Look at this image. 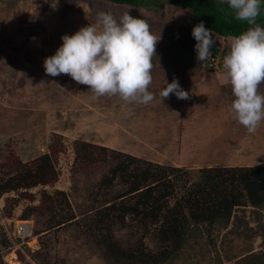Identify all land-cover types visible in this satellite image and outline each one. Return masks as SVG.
<instances>
[{
  "label": "rangeland",
  "instance_id": "1",
  "mask_svg": "<svg viewBox=\"0 0 264 264\" xmlns=\"http://www.w3.org/2000/svg\"><path fill=\"white\" fill-rule=\"evenodd\" d=\"M54 2L0 0V162L4 156L15 155L22 162L30 163L44 153H51L57 172L54 183L28 189L34 194L32 202L20 198L12 207V199L19 198L22 190L0 196V264H109L97 244L98 233L93 231V220L97 219L96 212L102 206L119 202L120 198L113 201L111 198L128 185L127 176L124 179L120 175L111 187L99 184L110 167L117 163L111 150L179 168L170 175L171 181H166L173 192L169 197L172 204L198 177L201 168L263 163L264 124L256 133L249 134L229 112L234 97L230 84L223 80L222 61L230 51L232 36L223 37L212 32L215 42L225 53L210 67H202L196 77H189L191 73L185 69H179L174 75L169 72L163 50L166 36L171 28L178 36L176 27L190 20L188 8L171 5L166 0L163 9L158 10L115 4L110 0H57L53 6ZM99 11L111 12L117 19L129 12L133 17L146 20L153 34H161L151 73L153 82L149 90L156 97L151 104L129 103L118 96L97 99L88 86L76 83L70 76L53 77L45 73L44 59L55 54L63 43L62 36L72 35L81 27L95 23ZM177 74L180 87L191 98L178 119L171 122L176 129L180 125V132L178 129L173 137L162 136L161 129L165 128L167 133L169 129L160 125L157 115L164 104L159 93ZM261 90L264 91V85ZM175 97V94L170 95L167 102ZM196 98L203 99L200 105ZM184 102L181 101L182 105ZM179 103V100L174 103L176 108ZM218 114L224 125L219 126L222 131L215 137L213 133L197 147L192 145V137L188 142L184 140L183 130L188 134L198 131L193 125L197 119L204 120L209 115L218 119ZM79 141L107 149L95 153L91 159H83L76 152ZM42 189L51 195L55 190H62L69 202L68 205L62 195L56 194L60 206L51 215L63 216L71 212L75 217L60 227H48L50 212H35L28 219L33 223L37 246L34 238H28L30 243L22 246L16 239L17 222L27 220L20 215L26 206L41 204ZM245 210L246 218H250L249 207ZM241 212L235 209L236 214ZM250 222L251 225L255 223L252 219ZM231 223L232 220L229 226ZM226 230L214 229L210 235L204 232L197 242L190 238L189 244L167 264H242L239 259L245 254L264 252L261 237L248 240L227 234ZM112 231L126 248L157 251L162 245L153 227L145 228L129 215L124 224H116Z\"/></svg>",
  "mask_w": 264,
  "mask_h": 264
},
{
  "label": "trees",
  "instance_id": "2",
  "mask_svg": "<svg viewBox=\"0 0 264 264\" xmlns=\"http://www.w3.org/2000/svg\"><path fill=\"white\" fill-rule=\"evenodd\" d=\"M110 1L156 10L163 9L165 4V0ZM166 1L190 10L189 22L176 27L178 36H175L172 28L166 36L163 50L165 62L171 69H185L195 75L202 67H210L209 63L224 55L225 50L215 42L206 61L196 60L197 42L192 35L195 25L203 22L205 28L223 37L237 36L250 27L246 21L235 19L228 5L220 4L219 0ZM257 23L264 27V0ZM106 149L90 142L76 143L77 156L83 159H91L95 153ZM111 152L117 163L102 177L100 186L111 187L117 175L124 179L127 176L128 185L111 198L112 201L120 198L119 202L102 206L96 212L97 219L93 220V231L98 233L97 244L109 264H167L168 260L176 258L184 246L189 244L190 238L197 242L204 232L210 235L212 230L220 228L227 229V234L243 236L248 240L257 236L264 240V162L201 168L198 177L170 204L169 197L173 192L168 189L166 181L170 182V175H174L179 168L157 164L118 150ZM1 161L0 196L10 191L22 190L19 198L12 199V207L18 204L20 198L34 201V194L28 189L39 184L54 183L57 179L51 153H44L30 163L22 162L15 155L4 156ZM53 194L42 189L43 201L39 205L26 206L20 214L22 219H28L38 211H48V227H60L65 221L72 220L75 216L71 212L63 216L51 215L60 206L55 199L56 194L62 195L63 201L69 205L62 190H55ZM247 207L251 212L250 218H246L244 214ZM235 209H241V214H236ZM128 215L132 220L137 219L145 228L148 225L153 227L155 235L162 242L159 250L146 251L143 247L130 249L116 240L112 229L116 224H124ZM250 219L255 222L254 225H251ZM202 228L203 231L200 230ZM239 260L242 264H264V252L247 253Z\"/></svg>",
  "mask_w": 264,
  "mask_h": 264
},
{
  "label": "clouds",
  "instance_id": "3",
  "mask_svg": "<svg viewBox=\"0 0 264 264\" xmlns=\"http://www.w3.org/2000/svg\"><path fill=\"white\" fill-rule=\"evenodd\" d=\"M219 2L228 5L235 19L250 25L231 39L222 67L223 80L230 84L234 97L229 112L249 134H254L264 124V27L257 23L262 0ZM213 33L203 22L193 27L198 62L209 57L215 43ZM161 38V34L152 33L146 20L129 12L117 19L111 12L99 11L95 23L62 36L63 43L55 54L44 59V70L53 77L70 76L76 83L88 86L97 99L118 96L125 102L148 105L156 98L149 88ZM171 94L182 100L189 98L176 79L160 91V101L163 103Z\"/></svg>",
  "mask_w": 264,
  "mask_h": 264
},
{
  "label": "crops",
  "instance_id": "4",
  "mask_svg": "<svg viewBox=\"0 0 264 264\" xmlns=\"http://www.w3.org/2000/svg\"><path fill=\"white\" fill-rule=\"evenodd\" d=\"M215 35V34H214ZM217 35V34H216ZM220 36V35H219ZM169 72L171 73V75L173 74H176L178 72L179 69L175 70V69H171L169 67ZM190 75V74H189ZM197 74L195 75H190L189 77L191 78H194L196 77ZM178 76V74L174 77V79H176V77ZM221 76L219 75V78ZM177 80V79H176ZM222 81V80H221ZM186 82L188 83V77L186 79ZM182 84L185 83V82H181ZM181 84V85H182ZM173 96V94H171ZM218 98H220L219 96H217ZM177 97L175 98H171L173 100H170L169 102H167V99L164 100V104L160 107L159 109V112H157V115L159 116L160 118V125H163L164 127L168 128L169 129V133H167V131L162 128L161 129V132H162V136H167V135H173L178 133V129H179V126L177 127L176 129V126H173V124L171 125V122H173V119H178V114H181L182 110L183 109H186L187 106H186V102H190V98H191V95H189V98L188 99H184V100H181V99H176ZM197 99V98H196ZM179 100V108L177 107L176 108V101ZM203 99L201 98H198L197 101L200 105V103L202 102ZM181 101H185L184 104L182 105ZM171 103V111L168 112V104ZM199 110V108H197ZM210 116V117H209ZM207 116V119H204V120H201V119H197L195 124L196 127H197V130L199 131V133L195 134V132H198V131H195L193 130V132H190L189 134L187 132H185V130H183V126H182V130H183V135L185 138L184 140L185 141H190V137H192L191 139V143L194 147H197V145L199 144V142H204L205 139L207 137H210V135H212L213 133H215L213 135V137H215L219 132H221V128H219V126H223L224 125V122L223 120L221 119L220 115L218 114L217 118L218 119H214L213 117H211V115ZM170 119V121H169ZM170 131H171V134H170ZM179 132H180V129H179ZM188 138V140H186ZM171 139V138H170ZM183 140V141H184ZM248 165V164H247ZM232 166V165H230Z\"/></svg>",
  "mask_w": 264,
  "mask_h": 264
},
{
  "label": "built area",
  "instance_id": "5",
  "mask_svg": "<svg viewBox=\"0 0 264 264\" xmlns=\"http://www.w3.org/2000/svg\"><path fill=\"white\" fill-rule=\"evenodd\" d=\"M213 63V62H212ZM212 63H209L211 66ZM15 233H16V239L18 244L24 246L26 244H29L30 240L28 238H34L35 239V234L34 233V226L31 220H20L17 222L16 228H15ZM35 246H37V240L35 239Z\"/></svg>",
  "mask_w": 264,
  "mask_h": 264
}]
</instances>
